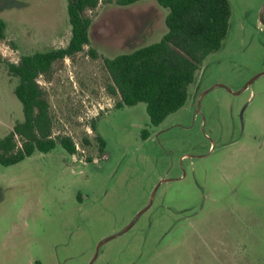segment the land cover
<instances>
[{"label":"rangeland","instance_id":"rangeland-1","mask_svg":"<svg viewBox=\"0 0 264 264\" xmlns=\"http://www.w3.org/2000/svg\"><path fill=\"white\" fill-rule=\"evenodd\" d=\"M116 1L99 0L85 15L115 30ZM228 1L221 48L201 64L185 105L159 125L143 102L115 106L103 62L113 51L92 35L38 76L51 135L70 137L76 152L57 143L0 164V264H89L96 252L91 264H264V73L236 93L264 71V0ZM0 17L1 137L23 120L7 63L66 47L71 31L66 0H0ZM215 84L225 87L203 93ZM163 179L150 207L97 250Z\"/></svg>","mask_w":264,"mask_h":264},{"label":"trees","instance_id":"trees-1","mask_svg":"<svg viewBox=\"0 0 264 264\" xmlns=\"http://www.w3.org/2000/svg\"><path fill=\"white\" fill-rule=\"evenodd\" d=\"M27 1V0H17ZM138 0H117L119 6ZM167 10L166 32L156 42L119 53L103 62L110 76L108 90L118 94L116 107L145 103L152 125H159L181 109L188 98L189 86L207 56L221 48L227 34L231 8L228 0H153ZM99 0H66L71 35L66 47L22 55L17 63H7L18 77L14 88L22 104L23 120L0 137V164L12 165L35 151L49 152L59 143L69 154L76 145L68 136L52 137L49 104L37 78L49 71L54 61L81 51L88 45L92 19L85 15ZM6 22L0 17V39L5 37ZM92 57L95 51L90 50ZM0 62L3 58L0 55ZM148 131L143 129L146 138ZM99 142L103 140L98 136Z\"/></svg>","mask_w":264,"mask_h":264},{"label":"crops","instance_id":"crops-1","mask_svg":"<svg viewBox=\"0 0 264 264\" xmlns=\"http://www.w3.org/2000/svg\"><path fill=\"white\" fill-rule=\"evenodd\" d=\"M115 8L110 11L113 15L115 14V30L108 21L107 32L108 30L109 32H103L99 25H96L99 18L95 23L92 21L89 27V40L94 34V40L100 41L106 51H113L106 57L111 58L119 53L129 52L140 46L156 42L166 32L164 18L167 10L153 0H138L133 4ZM123 21L126 23L122 24Z\"/></svg>","mask_w":264,"mask_h":264},{"label":"water","instance_id":"water-1","mask_svg":"<svg viewBox=\"0 0 264 264\" xmlns=\"http://www.w3.org/2000/svg\"><path fill=\"white\" fill-rule=\"evenodd\" d=\"M263 14H264V3L261 5V7H260V10H259V19H260V21L264 24V19H263ZM264 73V71H262V72H260V73H258V74H256V75H254L252 78H250L242 87H241V89H239L236 93H238V92H240V91H242L243 89H245L249 84H251L258 76H260L261 74H263ZM215 86H223V87H225L223 84H215V85H213L212 87H210V88H208V89H206L203 93H206V92H208L209 90H211L213 87H215ZM197 103H199V99H198V101H197ZM166 179H163V180H161L155 187H154V189H153V192H152V194H151V197H150V199H149V202H148V204L143 208V209H141L136 215H135V217L133 218V220L123 229V230H121L119 233H117V234H114V235H111V236H109V237H107V238H105L104 240H102L99 244H98V246H97V250H98V248H99V246L102 244V243H104V242H106V241H108L109 239H111V238H113V237H115L116 235H118V234H120V233H122V232H124V231H126L135 221H136V219L144 212V211H146L149 207H150V205H151V203H152V200H153V195H154V193H155V191H156V189H157V187L160 185V183L162 182V181H165ZM96 255H97V252L95 253V255H94V257H93V259H92V261L89 263V264H91L92 262H93V260L96 258Z\"/></svg>","mask_w":264,"mask_h":264},{"label":"flooded vegetation","instance_id":"flooded-vegetation-1","mask_svg":"<svg viewBox=\"0 0 264 264\" xmlns=\"http://www.w3.org/2000/svg\"><path fill=\"white\" fill-rule=\"evenodd\" d=\"M93 36H94V34H93Z\"/></svg>","mask_w":264,"mask_h":264}]
</instances>
